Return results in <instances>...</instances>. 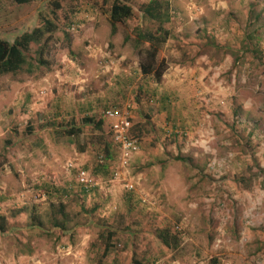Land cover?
Returning a JSON list of instances; mask_svg holds the SVG:
<instances>
[{
    "label": "rangeland",
    "instance_id": "374dc122",
    "mask_svg": "<svg viewBox=\"0 0 264 264\" xmlns=\"http://www.w3.org/2000/svg\"><path fill=\"white\" fill-rule=\"evenodd\" d=\"M112 1L0 0L2 39L57 27L0 75V264H264V0H160L154 62L147 0H120L133 14L114 32ZM108 106L139 140L126 162Z\"/></svg>",
    "mask_w": 264,
    "mask_h": 264
},
{
    "label": "trees",
    "instance_id": "16d2710c",
    "mask_svg": "<svg viewBox=\"0 0 264 264\" xmlns=\"http://www.w3.org/2000/svg\"><path fill=\"white\" fill-rule=\"evenodd\" d=\"M18 3H26L29 0H14ZM106 2V0H104ZM54 9L60 8L57 1H52ZM109 13V21L111 26V32L115 31L116 24L127 20L133 14V8L129 3L121 2L120 0H113L107 7ZM143 16L147 17L151 21H155L158 26L155 32L150 31L140 32L139 38H142L150 43L149 48L146 50V54L150 60L155 61V56L160 46L166 42L168 31L163 27L165 22L169 21V5L165 1L160 0H147L141 5L140 9ZM53 18H57V13L53 11ZM56 24L52 19H44L43 25L34 27L30 31H24L16 35L12 40H6L0 38V75L7 73H15L19 71L26 63L25 51H28L31 44H36L41 41L42 37L56 30ZM141 71L143 74L152 72L151 63L145 65L141 64ZM102 118V117H101ZM83 123L91 124L95 129H99L102 124V119L96 120L92 116H85ZM79 131L76 127H71L68 132L70 134L77 133ZM105 160L110 159V147L109 144H105ZM106 169V164L102 163L95 171V174L100 173ZM62 209V207H61ZM4 218L0 217V231L4 230ZM156 236L159 239L162 246L170 249H175L179 245L180 237L178 234L173 233L169 227L157 228ZM111 234H108L106 240L103 255L105 256L109 249L112 247L110 244Z\"/></svg>",
    "mask_w": 264,
    "mask_h": 264
},
{
    "label": "built area",
    "instance_id": "2783aa9c",
    "mask_svg": "<svg viewBox=\"0 0 264 264\" xmlns=\"http://www.w3.org/2000/svg\"><path fill=\"white\" fill-rule=\"evenodd\" d=\"M103 117L108 120L112 139L121 151V158L126 162L139 149V140L131 133L132 121L126 111L117 106H108L102 111ZM80 181L85 185L88 182L85 171L79 173ZM132 187V185H129Z\"/></svg>",
    "mask_w": 264,
    "mask_h": 264
}]
</instances>
